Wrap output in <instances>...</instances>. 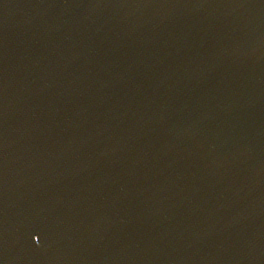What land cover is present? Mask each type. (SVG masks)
Here are the masks:
<instances>
[{"label":"water","instance_id":"water-1","mask_svg":"<svg viewBox=\"0 0 264 264\" xmlns=\"http://www.w3.org/2000/svg\"><path fill=\"white\" fill-rule=\"evenodd\" d=\"M149 264H264V0H113Z\"/></svg>","mask_w":264,"mask_h":264}]
</instances>
